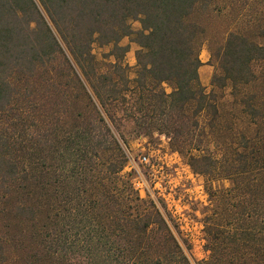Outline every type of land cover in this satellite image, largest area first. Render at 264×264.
Returning <instances> with one entry per match:
<instances>
[{
    "label": "trees",
    "instance_id": "1",
    "mask_svg": "<svg viewBox=\"0 0 264 264\" xmlns=\"http://www.w3.org/2000/svg\"><path fill=\"white\" fill-rule=\"evenodd\" d=\"M40 1L49 21L34 0H0V264H10L12 249L14 264H191L157 204L122 171L120 124L145 105L137 124L171 133L180 149L194 140L196 113L215 109L198 71L206 28L192 17L209 0ZM129 17L142 29L134 85L123 94L97 71L90 45L113 42L110 65L123 70L127 46L118 42L132 32ZM225 40L212 55L218 86L246 81L251 58H264V45L243 35ZM188 159L196 172L212 169L209 155ZM18 230L33 235L34 253Z\"/></svg>",
    "mask_w": 264,
    "mask_h": 264
},
{
    "label": "rangeland",
    "instance_id": "2",
    "mask_svg": "<svg viewBox=\"0 0 264 264\" xmlns=\"http://www.w3.org/2000/svg\"><path fill=\"white\" fill-rule=\"evenodd\" d=\"M34 1L49 21L41 1ZM192 17L206 28L205 38L201 40L199 58L201 60L208 57L207 63L211 60L209 64L213 69L210 81L204 87L206 92H213L209 100L215 109L207 107L196 113L194 140L185 143L181 149L174 144L171 133L166 135L170 136L171 146L188 163L189 154H205L213 160L209 172H197L208 194L205 204H194V209L199 211L204 224L205 241L192 242L182 238L175 225H168L191 264H258L260 257L264 263V236L261 235L259 240L256 235V230L264 226V58H251L246 81L234 83L228 79L222 86L211 81L213 74L219 71L217 61L212 59L213 52L217 46L222 49L230 32L245 36L254 45H264V0H209ZM127 23L132 32L122 36L118 42L127 46L122 58L123 70L113 72L110 65L116 60L113 42L100 43L94 40L90 45L97 71L107 73L113 82L123 86V94H128L134 85L136 53L140 48L136 36L142 29L139 18L129 17ZM211 46L214 47L213 51ZM66 52L73 60L70 52ZM74 65L92 92L75 62ZM162 85L166 92L171 90L172 86L168 81H164ZM253 108L257 110L255 114L252 113ZM192 109L193 106L188 105L186 114L190 115ZM103 113L118 135L109 117ZM146 113L147 108L143 105L141 109H134L135 123L131 121L130 124H120L126 134L125 141L120 139L125 154L136 140L142 137L153 140L158 137V133H162L156 129H145V124H137V119ZM50 209L51 207L48 211ZM160 211L163 214L162 209ZM3 219L0 217V236ZM14 235L21 237L20 230ZM21 239L28 246L35 245V239L30 232ZM36 249V246L31 248L33 253ZM9 255L10 264H14L13 260L18 258L17 252L12 249ZM32 258L35 261L33 256Z\"/></svg>",
    "mask_w": 264,
    "mask_h": 264
},
{
    "label": "built area",
    "instance_id": "3",
    "mask_svg": "<svg viewBox=\"0 0 264 264\" xmlns=\"http://www.w3.org/2000/svg\"><path fill=\"white\" fill-rule=\"evenodd\" d=\"M122 171L139 196L152 199L162 209L167 223L175 225L182 238L204 243V224L194 204H205L208 194L199 174L171 146L170 136L158 133L153 140H136L126 151Z\"/></svg>",
    "mask_w": 264,
    "mask_h": 264
},
{
    "label": "crops",
    "instance_id": "4",
    "mask_svg": "<svg viewBox=\"0 0 264 264\" xmlns=\"http://www.w3.org/2000/svg\"><path fill=\"white\" fill-rule=\"evenodd\" d=\"M207 58L208 57H205L204 59H201L202 63L200 64V66L198 68L200 81H201V83L203 85H206V84L209 83L211 72H212V69H213L212 65L206 62ZM203 73H204V75H203Z\"/></svg>",
    "mask_w": 264,
    "mask_h": 264
}]
</instances>
